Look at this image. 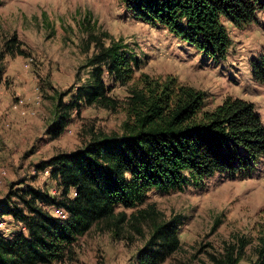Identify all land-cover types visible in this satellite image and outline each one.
Masks as SVG:
<instances>
[{
	"label": "rangeland",
	"instance_id": "rangeland-1",
	"mask_svg": "<svg viewBox=\"0 0 264 264\" xmlns=\"http://www.w3.org/2000/svg\"><path fill=\"white\" fill-rule=\"evenodd\" d=\"M230 46L223 60L205 58L162 27L136 20L118 0H2L0 4V200L9 192L32 188L60 198L49 170L35 166L59 154L82 148L91 134L119 133L123 105L141 74L173 76L205 94L204 111L226 97L252 103L264 124V87L250 75V61L264 53V12L236 28L223 20ZM90 33H106L125 46L133 62V79L125 85L104 75L115 111L95 106L72 111L65 131L52 139L49 128L58 94L74 92L89 81L86 61L94 53ZM108 44L107 40H104ZM10 43V44H9ZM7 45L14 46L7 53ZM88 46V48H87ZM69 97H63L67 104ZM183 191L147 194L160 219L180 216L179 249L161 264H252L264 240V159L247 178L213 175L194 183L186 175ZM73 191L69 198H73ZM14 198V197H12ZM144 205L141 208H145ZM53 217L67 219L62 209L43 206ZM132 210L119 207L116 212ZM126 227L118 236L93 226L53 264H137L150 230ZM25 232L11 217L0 220L7 240Z\"/></svg>",
	"mask_w": 264,
	"mask_h": 264
},
{
	"label": "trees",
	"instance_id": "trees-1",
	"mask_svg": "<svg viewBox=\"0 0 264 264\" xmlns=\"http://www.w3.org/2000/svg\"><path fill=\"white\" fill-rule=\"evenodd\" d=\"M118 1L136 20L162 27L205 58L217 60L225 59L230 46L223 20L241 28L264 12V0ZM85 30L87 45L94 48L86 61L89 81L74 92L57 95L48 130L52 139L65 131L72 111L119 107L109 96L104 75L121 85L133 79V62L125 46L106 33L97 37L90 28ZM6 46L12 53L14 46ZM250 75L264 87V53L250 61ZM128 93L119 133H92L82 148L35 166L37 171L49 170L61 189L60 198L28 188L0 200V220L11 217L25 228L13 240L0 235V264L61 262L93 226L112 230L118 237L126 227L141 234L142 224H147L150 236L137 264H161L180 247L181 218L160 219L155 207L146 205L148 192L183 191L186 175L194 183L213 175L247 178L264 159V124L248 101L226 97L213 110L204 111L203 92L173 76L147 74H141ZM66 96L69 102L64 104ZM43 206L64 210L67 219L53 217ZM119 207L132 212H116ZM252 264H264V240Z\"/></svg>",
	"mask_w": 264,
	"mask_h": 264
},
{
	"label": "crops",
	"instance_id": "crops-1",
	"mask_svg": "<svg viewBox=\"0 0 264 264\" xmlns=\"http://www.w3.org/2000/svg\"><path fill=\"white\" fill-rule=\"evenodd\" d=\"M73 193H74V191H73ZM75 195V193L73 194V196ZM5 219H9L10 217H4Z\"/></svg>",
	"mask_w": 264,
	"mask_h": 264
}]
</instances>
